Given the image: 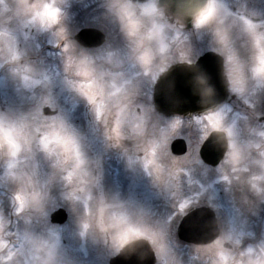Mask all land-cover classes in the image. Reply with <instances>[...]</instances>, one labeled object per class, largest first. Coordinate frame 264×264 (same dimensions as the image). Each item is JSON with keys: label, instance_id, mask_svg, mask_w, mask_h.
Here are the masks:
<instances>
[{"label": "rangeland", "instance_id": "374dc122", "mask_svg": "<svg viewBox=\"0 0 264 264\" xmlns=\"http://www.w3.org/2000/svg\"><path fill=\"white\" fill-rule=\"evenodd\" d=\"M13 2L17 4L16 12L13 13L19 16L22 14L21 6L18 5L20 0ZM43 3L42 12L37 17L28 12L27 20H12L20 29L17 33L0 30V121L5 127L16 130L20 146L16 156L11 154L10 149H0V195L5 194V198L0 196V235L7 239L5 246H16L13 252L16 258L28 257L27 264H36L30 260L36 259L37 254L43 260L40 264H46V259L52 258L55 253L61 254L62 264H72L82 262L89 253L95 252L93 242L86 239L89 234L85 221L97 219V222L103 221L111 227L113 217L124 216L130 225H139L143 230L142 224L134 223L137 219H131L132 208L135 207L134 195H131L142 187L143 182L134 179L131 184L128 183L131 191L129 201L118 198L124 193L127 181L118 172L119 155L112 149V139L109 138L112 134L104 131L100 115L105 109L118 113L125 103L122 97L129 93L144 95L139 90L131 92V84L142 87L147 75L160 71L164 63L169 62L170 58L165 60L163 57L165 48L173 46L172 60L175 59L174 51L181 44V31L173 26L171 38L165 33L163 27L167 26V21L163 23L160 13L154 12V2L138 5L139 10L125 0H43ZM211 3L216 8V26L227 32L229 52L237 57L238 72L234 76L243 82L238 85L240 91H233L248 105H255L260 99L257 110L264 112V72L258 71L264 68V0H212ZM245 3L252 9L246 8ZM227 4H234L238 11L244 13L252 11V16L263 21L250 23L246 17H239L227 10ZM27 9L30 11L32 6L28 4ZM67 9L71 10L62 25L64 16L69 12ZM98 10L102 12L97 13ZM98 16H101L102 24L106 27L99 23L90 24L107 29L109 43L105 46L106 50L113 46L112 43L118 37V32H112L115 24L109 21L111 17L120 21L119 29L123 28L127 32H130L129 23L135 22L139 26L137 35L142 37L141 40H136L134 45V41L130 42V49L124 48L128 43L107 53L98 49L91 54L93 61L79 56L81 60L74 64L68 59V44L58 54L42 52L40 43L55 47L62 37L69 36L68 30H71L74 19L76 28H79L86 24L83 19L93 22L99 19ZM7 25L8 21L0 22L1 28ZM142 26L150 31L149 38L145 39L142 35ZM260 27L262 31H259ZM124 35V40L132 38L131 35ZM184 43L188 57L193 54L198 56L211 46L219 47L215 27L197 28L196 23L193 30L187 32ZM242 47L250 51L247 59ZM141 49H144L141 57L147 54L149 62L139 59L125 74L111 72L124 60H133ZM22 61L25 62L26 70L19 72L15 67ZM36 69L38 71L34 73ZM85 71L91 80H84ZM252 71L254 74L250 77ZM73 77L76 81L71 80ZM88 83L95 84V104L81 91V86ZM127 98H131L130 103L136 105L132 95ZM145 105L150 106L148 103ZM47 106L57 110L58 114L45 117L42 111ZM101 107L103 111L99 112ZM88 110L91 111L86 116ZM250 110L246 111V117L250 116L247 119L238 115V111L234 117L219 112L222 125L228 126L231 132L232 147L229 149V158L218 171L206 166L199 158L200 146L213 130L208 116L191 121L179 118L169 121L145 112L147 120L140 118L143 124L155 120L150 127L151 133H148V141L151 142L157 136L155 132L159 127L164 130L160 143L151 151V158L156 159L151 170L155 185L153 182L147 185L155 187L150 196H145L146 199H153V203L159 206L157 210H166L155 213L156 233L152 242L158 264H185L182 257L186 253L194 254L188 264H194L196 257L202 264H264V124L256 119L261 114H256L253 108ZM244 122L245 133H240ZM136 124L132 127L136 128ZM57 133L74 141L79 159L76 152L65 151L55 142ZM176 137L188 139L189 152L181 159L172 158L171 163H164L171 155L168 150H160V147L165 148L166 142ZM139 139L142 140V137ZM46 143L48 148H45ZM239 144L244 147H237ZM243 148L247 149V157L240 158ZM179 170L183 171L184 177L180 178ZM38 190L43 191V197L50 203L48 206V203L43 202L46 219L55 206L63 204L70 217L75 218L71 224L59 231L48 226L41 227L42 216L37 217L40 213L37 207L39 196L37 201L32 202L35 199L33 193ZM17 197L23 199V205ZM4 199L7 203L3 208ZM14 202L16 207L13 206ZM200 202H208L222 216V238L218 244L201 247L197 252L194 249L186 251L180 244L166 239L168 228L160 220L164 216L163 221L170 223V215H176ZM165 205L172 207L170 209ZM141 215L144 213L141 212ZM112 232H115L113 228ZM73 237H76L75 241ZM114 237L116 239V235ZM225 242L231 244V250L223 247ZM115 246H107L103 252H110ZM74 254L78 258L70 262L68 259L73 258Z\"/></svg>", "mask_w": 264, "mask_h": 264}, {"label": "flooded vegetation", "instance_id": "af4514ba", "mask_svg": "<svg viewBox=\"0 0 264 264\" xmlns=\"http://www.w3.org/2000/svg\"><path fill=\"white\" fill-rule=\"evenodd\" d=\"M42 0H20L19 2V6H21V17L22 19L25 18L28 15V9L27 6L28 4H30V6H34L35 7V12L38 11V7L40 5ZM128 2H131L130 0H125ZM150 1V0H149ZM133 3V2H131ZM143 5V4H142ZM17 7H15L16 10ZM0 11H2V17L5 19L7 16H9L11 14V3H8V0H0ZM102 12V11H101ZM155 12V9H154ZM160 13V12H159ZM160 15H162L161 17H163V21L166 20L167 21V26H164V30L166 34H169L173 31V26L178 27L181 31V44L179 46V49L174 51V57L175 59L172 60V55H173V51L171 50L173 46H171L170 48H165V53L163 54L164 59L165 60H169V62L164 63L165 66L163 65L162 69L160 71H156L154 74H150L149 76L147 75L145 77V82L143 83L142 87L136 86L134 84H131V89L130 91L132 92V90H139L142 93H144V95H138V93L135 94H131L129 93L128 95H126L125 97H122V100L125 101V103H123V106L121 107L120 111H118V113L115 112V110H107L105 109L102 113H101V125L104 128V131L107 133L112 134L111 136H109L110 140H115L112 141V149L113 151H116V153H118L119 155V161L118 164H120V168L118 170V172L120 173V176L123 177V179H125V181H127L125 184V188H124V193H121V196L118 198H122L125 199L126 201L128 200V196L129 193L131 192L128 188V183L131 184V181H133L134 179L136 180V182H138V180H140V182H143V185L141 188H137V192H132L131 197H134V205L135 207L131 204L130 206H133V212L131 214V219L132 220H136L134 221L135 224H142L143 225V231H145L147 233V235L145 237H141L142 239H146L149 242L152 241L153 236H155V223L157 221V217H155V213L157 211H166V210H157L156 207L159 206L153 203V199H146V197L150 196L151 191L153 192L154 188L151 185V188L147 185L148 183H152L153 181V174L151 173V170L153 169V166L155 165H148L147 162L149 160H154L153 158H151V142L154 140H152L151 142L148 141L149 139V134L151 133V125L155 122L154 119H151L148 124H143V122L140 120L141 117H144L145 120H147L148 115L144 114L145 112L147 113H152V115L156 114L159 117L163 118L164 120H169V117L164 116L163 114L157 112L153 106V90H154V85L156 83V75H161L162 73H164L165 71L169 70L171 67H173L174 65L177 64H181V63H189V61H191V63L195 62L200 56L204 55L207 52H218L215 46H211L209 49H207L206 51L202 52L200 55L195 56L194 54L191 55L190 57L187 56V49H186V45H185V41H186V36H187V32L193 30L194 28V24L193 26L188 29V26L182 22L179 21L180 18H178L177 16H172L168 10L166 8L162 9V13H160ZM116 18V15H115ZM109 21H112L111 23L115 24V29L112 30V32L116 31L118 32L117 34V41L115 43H112L113 46L111 47H107L103 49L102 47H105L108 43H109V36L107 33V29H104L101 25H103L102 20H101V16H100V26L99 25H94L95 27H92L91 24L88 22L87 25L88 26H84V27H80V28H76V23L75 20L72 21V26H71V30H70V44L68 45V59L69 61L74 64L76 63V61L81 60L79 59L82 57V59H87L90 61H93V58L91 56V54L93 53V51H97L99 50H103V52H111L115 49H120L122 47H124L123 43H130L132 41H134V43L132 45L135 44L136 40H141L140 37H138V35H131L130 32H127V30H123V28L119 29L120 26V21H117L115 19H113L112 17L109 19ZM106 27V25H103ZM85 28H94V29H98L99 31H101L102 33L105 34V43L101 46H93V47H88V46H84L81 45L75 38V35L82 29ZM108 28V26H107ZM11 29V25L8 24L7 27L4 28L5 30H10ZM142 29L144 30L145 27L142 26ZM138 32H140V30H138ZM124 33L126 34V36L131 35V39H126L124 40ZM143 35V32H142ZM149 38V37H148ZM171 38V35H170ZM211 40H213L212 37H210ZM90 42H93V40L90 39ZM131 44L126 45L127 49H130L132 47ZM102 54V53H101ZM101 54L99 55V57L101 56ZM144 54V49H141L139 52V55L136 56L133 60H124V62L117 66L114 67L116 70L114 71L113 69H111V72H116V73H120V74H125L127 73L132 66H134V64H136L139 59H141V55ZM95 60V59H94ZM103 60V59H101ZM227 59H225L226 62ZM103 62V61H102ZM109 64V63H108ZM112 68V67H111ZM227 70V69H226ZM227 78L229 81V89L231 91L232 88V82L229 76V69L227 70ZM158 76V77H159ZM148 78V81H147ZM86 79H90V77L88 76ZM151 83V84H150ZM134 97L132 98L133 100H135L137 103L136 105L131 104V98H127V97ZM234 102V101H232ZM231 102V103H232ZM145 103H148V105L150 106H146ZM230 103V104H231ZM130 107V108H129ZM233 108L228 109V111H231ZM91 110L86 111V116L87 112H89ZM124 113H128L127 115H125ZM154 113V114H153ZM125 115V116H124ZM144 120V122H145ZM136 124V128H133L132 126ZM146 123V122H145ZM87 124V123H86ZM150 128V129H149ZM99 129H100V125H99ZM117 129H118V133L117 134ZM135 129H137V132H135ZM161 130V127H159V129L156 132H159ZM155 132V133H156ZM142 133V134H140ZM142 137V140H140L139 138ZM131 138V140H130ZM167 150V145H166V149H163V151ZM167 153V152H166ZM146 157V158H145ZM172 157L174 159H181L182 157H177V156H169L168 161L171 163V159ZM184 157V156H183ZM141 160V161H140ZM106 168V167H105ZM124 181V182H125ZM43 196V191L42 190H38L35 193H33L34 195L38 196ZM102 199V197H101ZM39 202V201H38ZM50 204H48L49 206ZM56 205V204H55ZM37 207H39V215L38 216H42V220L40 222L41 227L48 226V228H57L60 227L58 225H55L53 223H51V214L56 211L57 209H60L61 206H55L52 209V212H50L48 214L49 218L48 220L46 219V212L43 211L44 205H43V201L41 203H38ZM141 212L144 213V215H141ZM45 213V214H44ZM144 217V218H143ZM163 217H161V222L162 225L164 226L166 223V221H163ZM70 220V218H69ZM72 220L67 223H65L62 226H66L68 225V223L71 224ZM85 223H88L87 225V232L89 234V236L86 238L87 240L93 242L92 246L95 249L94 253H89L87 255V257L83 258L82 262H74L72 264H110V260L115 257L121 249H117V240L115 239V232H112V227H110L109 225H105V223L102 221L97 222V219H92L89 220L88 222L85 221ZM179 223V221H178ZM178 223L176 221V224L173 226H170V228L172 230H177V226ZM170 224H172L170 222ZM135 227L140 228L139 225H133ZM138 238V239H141ZM73 241L76 240V237L72 238ZM115 240V241H114ZM116 242V243H115ZM151 243V242H150ZM116 245L115 247L112 248V253L111 251H105V248L107 246L110 245ZM184 248H193L196 252L199 249V247L193 246V245H187V244H183ZM4 250H0V261L3 262V264H27L28 262V257L24 258V257H20L19 259L16 258L15 255L13 254H7L5 255L3 253ZM38 256L36 259H31V262H35L36 264H40L42 260V258H39V254L35 255ZM78 258V256L76 254L73 255V258L68 259L70 262H73L74 260H76ZM62 256L60 253H55L52 255V258L46 259V264H62L61 260H62ZM183 262L185 264L188 263V259L184 258Z\"/></svg>", "mask_w": 264, "mask_h": 264}, {"label": "water", "instance_id": "95a60500", "mask_svg": "<svg viewBox=\"0 0 264 264\" xmlns=\"http://www.w3.org/2000/svg\"><path fill=\"white\" fill-rule=\"evenodd\" d=\"M205 4L206 0H159L160 7L167 5L171 13L182 18L188 25L191 24L195 16L205 7ZM195 71L203 72L210 79L211 86L214 89L212 97L204 96L196 89L193 82V73ZM176 76L182 77L172 78ZM226 84L222 59L216 54H207L197 64L170 70L161 77L155 91L156 107L158 110L174 108L180 110L179 112L204 111L207 110V106H214L225 100L227 95ZM171 89H173V92L169 95L168 92ZM215 135H212L201 148L202 158L210 164H214L211 156L217 151L216 147L219 148V144L217 143L218 138ZM206 217L203 223L204 228L208 221ZM65 220V213L58 211L55 221L62 223ZM191 221L189 225L193 223L192 228L194 231L197 230L199 225L200 228L202 227L200 220L192 218ZM213 229L214 221L210 219L208 229L203 234H200V236H203V242H210L216 237L217 232L213 234ZM148 248L140 242L131 243L121 251L122 264H125V261H132L134 264H142L148 261L149 264H152V259L149 255H153V252Z\"/></svg>", "mask_w": 264, "mask_h": 264}, {"label": "snow or ice", "instance_id": "6c2138e0", "mask_svg": "<svg viewBox=\"0 0 264 264\" xmlns=\"http://www.w3.org/2000/svg\"><path fill=\"white\" fill-rule=\"evenodd\" d=\"M196 26L197 28L201 27H215V38L216 43L219 47L215 50L220 51L221 53L226 54V59L229 64V76L232 79L233 89L235 91H240L241 88L238 85L242 84V79L234 76V73L238 72V67H236L238 61L235 54L229 52V44L230 39L227 32L216 26V8L212 3H209L206 8L201 10L196 18ZM138 25L135 22H130L128 25L130 34L135 36L138 33ZM251 27V26H250ZM145 63L149 62L150 57L146 54L144 57L141 58ZM262 63H264V59H262ZM191 64V61H189ZM258 71L264 72V68L259 69ZM84 75H88L85 71ZM194 75V85L196 89L204 96L212 97L214 95V89L211 86L210 79L201 71H195ZM95 87L94 83H88L86 85L81 86V91L83 94L88 98V100L95 104L96 103V95L93 92ZM99 111H103V108L99 109ZM208 121L210 122V127L215 130L217 133H222L225 131L223 128L222 122L219 118L218 114L209 115L207 117ZM175 127V125H174ZM117 134L118 129H117ZM228 135H231V132H228ZM55 142L63 147L65 151L76 152L77 159H79V153L76 148L74 141L70 137L61 136L58 133L55 134ZM45 148H48V144H45ZM0 149H10L11 154L16 156L20 150L19 143L17 141V133L14 128L5 127L2 121H0ZM234 156V154H233ZM154 160H149L147 162L148 165L154 164ZM20 200L21 205H23V199L17 197ZM114 223L111 227L115 230L116 233V240H117V249H121L131 243H134L138 238L145 237L147 233L141 230L138 227L132 226L129 224L128 220L124 216L113 217ZM0 250H4L2 244H0ZM0 264H3L0 261Z\"/></svg>", "mask_w": 264, "mask_h": 264}]
</instances>
